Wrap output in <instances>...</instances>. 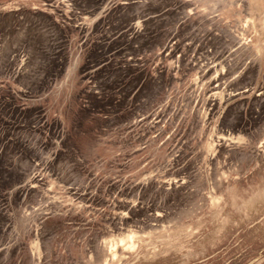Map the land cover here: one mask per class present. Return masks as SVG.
Instances as JSON below:
<instances>
[{
  "label": "rangeland",
  "instance_id": "374dc122",
  "mask_svg": "<svg viewBox=\"0 0 264 264\" xmlns=\"http://www.w3.org/2000/svg\"><path fill=\"white\" fill-rule=\"evenodd\" d=\"M105 2L128 5L111 22L135 20L151 73L122 138L131 149L102 142L56 169L41 150L33 208L15 213L0 264H264V0ZM106 6L77 22L63 75L33 102L46 119L70 123L86 85L81 54L105 34ZM8 54L0 76L11 87L26 62Z\"/></svg>",
  "mask_w": 264,
  "mask_h": 264
},
{
  "label": "trees",
  "instance_id": "16d2710c",
  "mask_svg": "<svg viewBox=\"0 0 264 264\" xmlns=\"http://www.w3.org/2000/svg\"><path fill=\"white\" fill-rule=\"evenodd\" d=\"M12 1L19 9L0 11V63L4 49L10 52L7 60L22 56L26 63L11 87L0 76V88L6 90L0 95V259L8 248L15 213L33 208V185L44 169L41 150L54 153L52 169L62 160L82 161L91 145L102 142L125 153L131 148L122 138L133 127L144 90L151 88L150 81L143 85L151 73L145 74L140 63L137 37L132 35L135 20L122 14L111 22L116 8L126 13L128 5L64 0L72 3L67 10L63 0H0V9ZM105 6H110L103 13L106 32L93 36L81 54L79 70L86 85H80L71 121H50L44 107L33 102L63 75L71 49L78 45L77 22ZM24 84L26 95L16 90ZM113 137L118 143H111Z\"/></svg>",
  "mask_w": 264,
  "mask_h": 264
}]
</instances>
